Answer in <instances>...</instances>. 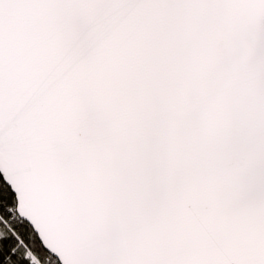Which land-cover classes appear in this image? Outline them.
<instances>
[{"label":"snow or ice","instance_id":"1","mask_svg":"<svg viewBox=\"0 0 264 264\" xmlns=\"http://www.w3.org/2000/svg\"><path fill=\"white\" fill-rule=\"evenodd\" d=\"M0 264H264V0H0Z\"/></svg>","mask_w":264,"mask_h":264}]
</instances>
